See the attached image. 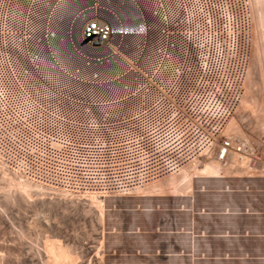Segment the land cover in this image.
Masks as SVG:
<instances>
[{
	"label": "built area",
	"instance_id": "2783aa9c",
	"mask_svg": "<svg viewBox=\"0 0 264 264\" xmlns=\"http://www.w3.org/2000/svg\"><path fill=\"white\" fill-rule=\"evenodd\" d=\"M74 1L89 66L70 74L50 61L63 34L48 19L51 0H0L1 167L85 199L195 165L243 93L249 0Z\"/></svg>",
	"mask_w": 264,
	"mask_h": 264
},
{
	"label": "rangeland",
	"instance_id": "374dc122",
	"mask_svg": "<svg viewBox=\"0 0 264 264\" xmlns=\"http://www.w3.org/2000/svg\"><path fill=\"white\" fill-rule=\"evenodd\" d=\"M251 12L253 54L241 106L250 107L259 130L246 123L239 135L251 143L242 141L238 148L244 144L239 152L257 168L207 177L193 173V165L185 169L194 176L192 191L181 190L178 172L172 175L175 183L168 178L155 187L105 197L100 220L90 196L54 195L33 186L29 200L13 201L8 194L15 186L0 179V264H54L48 250L54 241L73 248L76 264H264V166L258 168L264 159V105L250 106L263 93L257 12L252 7ZM0 171L13 177L1 165Z\"/></svg>",
	"mask_w": 264,
	"mask_h": 264
},
{
	"label": "bare ground",
	"instance_id": "6f19581e",
	"mask_svg": "<svg viewBox=\"0 0 264 264\" xmlns=\"http://www.w3.org/2000/svg\"><path fill=\"white\" fill-rule=\"evenodd\" d=\"M253 4L250 5V10L251 7L257 12L256 19L253 20L254 23V31L256 35V49L257 53L259 55V65L261 66V77H262V90L263 93L261 94L259 99L251 100L250 101V106L254 107V104L258 105L263 104L264 105V0H252ZM250 3V1H249ZM74 0H51L50 6L48 7V19H54L55 23H57L63 31V34L59 36L60 42H58L57 45H55V49L51 50V62L53 65L58 66V68L62 69L60 71L65 72L67 71L70 74H73L75 71L74 68H81L83 66L88 67L89 64L88 62H85L83 56L81 55L83 50L81 47H79L77 43V22H78V17L76 15V11L74 10L75 8L73 5H75ZM132 3H128L129 7L131 6L132 9L136 10V13H139L141 11V8L135 4L134 6L131 5ZM137 18H138V14ZM135 15V16H136ZM140 17V16H139ZM251 20H252V12H251ZM259 23L262 25V28H259L258 25ZM135 41V40H132ZM99 52V51H98ZM252 54H253V30H252V45H251V52H250V59H249V65L245 77V81L248 75L251 59H252ZM65 60L63 61L62 60ZM51 63V64H52ZM50 65V64H49ZM94 65L91 63L90 67H93ZM59 71V70H58ZM102 72L106 73L105 70ZM109 74V73H108ZM119 85V89L121 88ZM245 94V82L243 86V93L239 102V105L237 107L236 112L233 114V116L228 120L225 129L222 133V136L217 140L215 143V146L206 154L205 157H203L202 161H199L195 164L193 167L194 172L199 175H204V176H214L217 177V175L222 174V173H233V172H241V170L250 168H257L254 164L249 163V158L247 155H245L243 152H239L243 146L239 149L238 146L242 143L247 142L246 138L243 136H240L239 133L243 132L244 125L251 124L254 125L253 128L259 130V126L256 124L257 122L253 118V112L250 109L249 106L243 105L242 104V99ZM243 114V115H242ZM247 117V122L243 120V117ZM244 117V118H246ZM264 128V122L262 123ZM253 132V130L251 131ZM235 133H238L237 135ZM259 133V132H258ZM262 133V132H261ZM254 136L256 133H253ZM227 136L226 138H223L224 136ZM260 133L258 134V136ZM251 136V134L249 135ZM257 136V137H258ZM223 138V140H222ZM260 138V137H258ZM229 141L228 146L223 145V141ZM253 140H257L254 139ZM260 140H262L260 138ZM238 141V142H237ZM244 141V142H242ZM242 142V143H241ZM260 143V141H258ZM257 142V145H258ZM249 142H247L245 145L248 146ZM252 145V144H251ZM250 145V146H251ZM256 145V144H255ZM225 147V153L223 156H220L222 148ZM260 147V146H258ZM256 147V149L258 148ZM246 148V147H245ZM260 149V148H259ZM260 152V150H259ZM232 155L235 156L234 159H232ZM255 161V160H254ZM251 162V161H250ZM256 162V161H255ZM259 162V161H258ZM258 164V163H257ZM256 164V165H257ZM193 165L189 166L192 167ZM261 166H264V159L260 160V164L258 168ZM187 167V168H189ZM186 169V168H185ZM183 169L180 171V177H181V190L183 191H189L191 190L192 187V180L194 176H190L186 170ZM264 169V168H263ZM262 169V170H263ZM5 170V169H4ZM236 170V171H234ZM254 170V169H252ZM251 170V171H252ZM260 171V170H259ZM253 172V171H252ZM251 172V173H252ZM261 172V171H260ZM264 172V171H263ZM256 173V171H255ZM254 173V174H255ZM2 174V175H1ZM258 174V173H257ZM174 175V174H173ZM226 175V174H225ZM220 176V175H219ZM218 176V177H219ZM201 177V176H200ZM213 177V178H214ZM221 177V176H220ZM225 177V176H224ZM243 177V176H241ZM169 178L170 183H175L176 182V177H173L172 175L163 179L159 180L147 187H155L157 186V183H160L162 181H165ZM0 179L7 180L9 184L14 185L15 189L13 191H9L8 197H10L13 201L15 200L16 196H19L20 198L24 200H29V197L32 193V187H39L27 180H25L22 177L14 176L13 177H8L6 174L2 173L0 171ZM224 179V178H223ZM144 187V188H147ZM143 189V188H139ZM137 189V190H139ZM135 190V191H137ZM133 191V192H135ZM192 191V190H191ZM190 191V192H191ZM79 197V196H76ZM105 199L106 198H99V197H94L90 196V202L92 205H94L91 209L95 210V214L98 216V219H103V216H105L104 208H105ZM90 209V210H91ZM223 217V216H222ZM230 217V216H229ZM232 217V216H231ZM228 218V217H227ZM48 250L50 252L49 258L51 259V262L54 264H76V259L77 257L75 256V251H73V248H70L68 246H65L59 242H52ZM99 260V259H98ZM78 264V263H77Z\"/></svg>",
	"mask_w": 264,
	"mask_h": 264
}]
</instances>
